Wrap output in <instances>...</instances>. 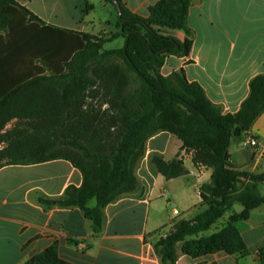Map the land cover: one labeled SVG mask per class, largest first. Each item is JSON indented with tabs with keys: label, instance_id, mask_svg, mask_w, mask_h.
Returning a JSON list of instances; mask_svg holds the SVG:
<instances>
[{
	"label": "trees",
	"instance_id": "1",
	"mask_svg": "<svg viewBox=\"0 0 264 264\" xmlns=\"http://www.w3.org/2000/svg\"><path fill=\"white\" fill-rule=\"evenodd\" d=\"M117 1L119 33L105 40L49 25L16 0H0V169L69 161L81 172L82 185L40 202L80 208L98 236L105 208L139 190L136 171L148 140L162 132L174 134L194 151L195 164L213 174L200 188L205 210L177 221L156 243L162 263L176 264L179 252L248 255L236 221L264 206V172L237 171L229 151L264 113V75L252 81L251 96L239 113L223 115L200 84L187 82L180 72L161 73L169 55L185 53L173 33L192 35V0H160L148 18ZM119 37L125 39L122 48L105 49ZM150 163L167 179L187 174L180 160L166 162L154 154ZM235 204L244 207L242 215L208 234ZM25 264L72 263L61 259L54 245ZM258 264H264V248Z\"/></svg>",
	"mask_w": 264,
	"mask_h": 264
},
{
	"label": "crops",
	"instance_id": "2",
	"mask_svg": "<svg viewBox=\"0 0 264 264\" xmlns=\"http://www.w3.org/2000/svg\"><path fill=\"white\" fill-rule=\"evenodd\" d=\"M16 1L53 25L37 6L49 0ZM122 1L132 13L148 18L150 8L160 0ZM73 3L74 11L79 9L83 14L79 24H75L74 15L53 26L96 36L85 26V16L94 10V4L89 0ZM188 25L191 36L183 31L173 33L185 53L169 55L162 75L180 72L187 82L200 84L223 115L239 113L251 96L252 81L264 75V0H192ZM103 30L102 34L108 33L106 25ZM249 135L258 140V148L246 144ZM154 154L166 162L182 161L187 174L167 179L157 173L150 163ZM229 154L237 171L264 172V113L241 141L232 143ZM136 172L139 190L105 208L104 228L96 236L80 208L48 207L40 202L41 198H61L68 187L82 185L81 172L69 161L1 168L0 264H25L54 245L60 258L72 264H163L156 243L177 221L191 220L205 210L200 188L211 182L213 170L195 164L194 151L184 148L176 135L162 132L148 140L146 155ZM243 212L244 207L241 212L233 207L225 214L226 220L221 219L208 234ZM236 226L247 243L248 255L218 252L194 257L179 252L176 264H258V253L264 248V206L253 210L246 220L238 218Z\"/></svg>",
	"mask_w": 264,
	"mask_h": 264
},
{
	"label": "rangeland",
	"instance_id": "3",
	"mask_svg": "<svg viewBox=\"0 0 264 264\" xmlns=\"http://www.w3.org/2000/svg\"><path fill=\"white\" fill-rule=\"evenodd\" d=\"M94 4V10L85 16L86 27L89 32L95 34L99 38L109 39L116 33H119L118 28V16L112 4L106 3L104 0H89ZM60 3H56V0H49L48 3L38 4L39 12L42 16L53 25L64 24V20H69L70 17L76 15L75 24H79L83 14L77 9L74 11V0H61ZM94 22V24H93ZM107 26L108 33H104L103 26ZM125 44V39L119 37L116 40H112L105 44L106 50L122 48ZM260 192L264 194V185L260 186ZM95 203V202H93ZM243 207L240 204H235L234 210L241 212ZM236 214V213H235ZM228 215H226L220 222H224Z\"/></svg>",
	"mask_w": 264,
	"mask_h": 264
},
{
	"label": "built area",
	"instance_id": "4",
	"mask_svg": "<svg viewBox=\"0 0 264 264\" xmlns=\"http://www.w3.org/2000/svg\"><path fill=\"white\" fill-rule=\"evenodd\" d=\"M246 144L249 145L250 147L254 148V149L258 148L260 145L258 140L251 135H249L247 137Z\"/></svg>",
	"mask_w": 264,
	"mask_h": 264
},
{
	"label": "water",
	"instance_id": "5",
	"mask_svg": "<svg viewBox=\"0 0 264 264\" xmlns=\"http://www.w3.org/2000/svg\"><path fill=\"white\" fill-rule=\"evenodd\" d=\"M112 1L115 4L116 9H117V11L119 13V16H120L121 15V8H120V5H119L118 1L117 0H112Z\"/></svg>",
	"mask_w": 264,
	"mask_h": 264
}]
</instances>
